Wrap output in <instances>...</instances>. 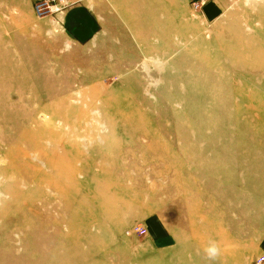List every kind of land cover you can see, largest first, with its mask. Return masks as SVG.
I'll return each instance as SVG.
<instances>
[{"label":"rangeland","instance_id":"obj_1","mask_svg":"<svg viewBox=\"0 0 264 264\" xmlns=\"http://www.w3.org/2000/svg\"><path fill=\"white\" fill-rule=\"evenodd\" d=\"M38 1L0 0V264H256L264 0Z\"/></svg>","mask_w":264,"mask_h":264},{"label":"built area","instance_id":"obj_2","mask_svg":"<svg viewBox=\"0 0 264 264\" xmlns=\"http://www.w3.org/2000/svg\"><path fill=\"white\" fill-rule=\"evenodd\" d=\"M36 11L40 16H48L50 14H56L60 13L67 6L70 5V2L68 0H39L36 2ZM200 5L197 4V8ZM136 232H139L141 234H144L146 232L145 228L141 226H136L135 228ZM264 262V256L258 257L256 260V264H262Z\"/></svg>","mask_w":264,"mask_h":264},{"label":"clouds","instance_id":"obj_3","mask_svg":"<svg viewBox=\"0 0 264 264\" xmlns=\"http://www.w3.org/2000/svg\"><path fill=\"white\" fill-rule=\"evenodd\" d=\"M204 252L210 260H215L219 257L221 249L216 241H209L207 246L204 248Z\"/></svg>","mask_w":264,"mask_h":264},{"label":"crops","instance_id":"obj_4","mask_svg":"<svg viewBox=\"0 0 264 264\" xmlns=\"http://www.w3.org/2000/svg\"><path fill=\"white\" fill-rule=\"evenodd\" d=\"M212 6L210 7V10H211Z\"/></svg>","mask_w":264,"mask_h":264}]
</instances>
